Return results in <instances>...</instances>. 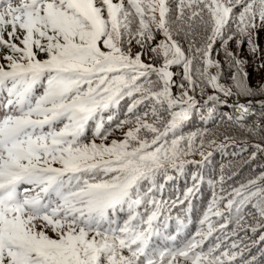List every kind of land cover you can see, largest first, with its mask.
<instances>
[{"label": "snow or ice", "instance_id": "snow-or-ice-1", "mask_svg": "<svg viewBox=\"0 0 264 264\" xmlns=\"http://www.w3.org/2000/svg\"><path fill=\"white\" fill-rule=\"evenodd\" d=\"M0 264H264V0H0Z\"/></svg>", "mask_w": 264, "mask_h": 264}, {"label": "trees", "instance_id": "trees-1", "mask_svg": "<svg viewBox=\"0 0 264 264\" xmlns=\"http://www.w3.org/2000/svg\"><path fill=\"white\" fill-rule=\"evenodd\" d=\"M234 159H239V158H233V160ZM242 167H244V169H246L249 172V174H251V175L254 174V173L258 174L259 171L261 170L260 169V165H258L257 163H255V165H253V166H248V165L245 164V165H242Z\"/></svg>", "mask_w": 264, "mask_h": 264}, {"label": "rangeland", "instance_id": "rangeland-1", "mask_svg": "<svg viewBox=\"0 0 264 264\" xmlns=\"http://www.w3.org/2000/svg\"><path fill=\"white\" fill-rule=\"evenodd\" d=\"M256 163H257L258 165H260V169H261V161H260V160H257Z\"/></svg>", "mask_w": 264, "mask_h": 264}]
</instances>
